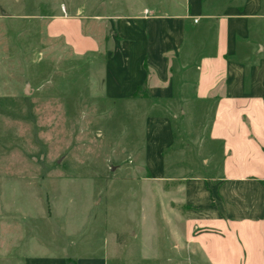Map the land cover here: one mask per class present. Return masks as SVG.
<instances>
[{"label": "rangeland", "instance_id": "374dc122", "mask_svg": "<svg viewBox=\"0 0 264 264\" xmlns=\"http://www.w3.org/2000/svg\"><path fill=\"white\" fill-rule=\"evenodd\" d=\"M157 1L0 3V264H214L208 251L196 254L194 238L215 229L181 224L191 211L207 214L186 188L209 189L210 176L184 174L204 166L209 107L188 101L168 124L162 105L140 99L145 85L132 97L105 94L104 52L74 51L83 38H106L111 50L120 38L84 16L130 14ZM171 135L163 176L162 159L152 162L147 149L156 136L161 151ZM227 194L242 204L240 191Z\"/></svg>", "mask_w": 264, "mask_h": 264}, {"label": "crops", "instance_id": "0c3cea01", "mask_svg": "<svg viewBox=\"0 0 264 264\" xmlns=\"http://www.w3.org/2000/svg\"><path fill=\"white\" fill-rule=\"evenodd\" d=\"M84 17L111 26L120 37L114 35L113 50L106 38L104 46L87 37L74 47L80 55L107 56L106 95L114 89L132 97L145 85L140 99L162 105L169 114L161 119L168 124L170 113H185L188 101L209 107L200 139L206 144L204 166L184 174L210 176L209 189L199 182L185 187L188 202L207 214L191 211L181 224L215 229L195 236L196 254L208 251L214 264H264V0H158L130 14ZM70 19L75 17L51 16ZM111 80L117 83L112 88ZM152 140L147 158L162 159L156 168L164 176L162 153L174 140L165 139L161 151L156 136ZM234 189L242 193L240 206L227 194ZM168 222L180 240L179 224L170 217Z\"/></svg>", "mask_w": 264, "mask_h": 264}, {"label": "trees", "instance_id": "16d2710c", "mask_svg": "<svg viewBox=\"0 0 264 264\" xmlns=\"http://www.w3.org/2000/svg\"><path fill=\"white\" fill-rule=\"evenodd\" d=\"M68 261L72 262V264H76V262L72 259H68Z\"/></svg>", "mask_w": 264, "mask_h": 264}, {"label": "built area", "instance_id": "2783aa9c", "mask_svg": "<svg viewBox=\"0 0 264 264\" xmlns=\"http://www.w3.org/2000/svg\"><path fill=\"white\" fill-rule=\"evenodd\" d=\"M197 21V20H196Z\"/></svg>", "mask_w": 264, "mask_h": 264}]
</instances>
